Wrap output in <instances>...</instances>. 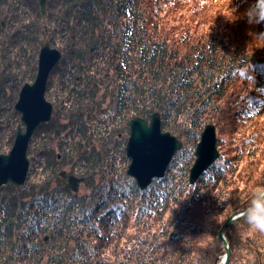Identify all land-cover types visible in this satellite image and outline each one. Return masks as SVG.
Listing matches in <instances>:
<instances>
[{
  "label": "trees",
  "instance_id": "trees-1",
  "mask_svg": "<svg viewBox=\"0 0 264 264\" xmlns=\"http://www.w3.org/2000/svg\"><path fill=\"white\" fill-rule=\"evenodd\" d=\"M261 10L264 0H47L42 16L37 0H0L20 70L32 63L22 44L35 53L45 33L61 52L39 135L57 139L67 176L91 188L48 189L42 163L36 189L27 178L1 201L16 216L0 234V264H218L220 228L264 187V23L249 22ZM154 112L181 149L141 189L126 174V124ZM208 124L218 158L190 184ZM224 236L227 264H264V235L244 218Z\"/></svg>",
  "mask_w": 264,
  "mask_h": 264
},
{
  "label": "water",
  "instance_id": "water-1",
  "mask_svg": "<svg viewBox=\"0 0 264 264\" xmlns=\"http://www.w3.org/2000/svg\"><path fill=\"white\" fill-rule=\"evenodd\" d=\"M42 16L46 15L47 0H37ZM61 52L50 47L47 39H42L39 53L37 73L32 84H25L19 93L16 108L21 113V124L25 130L17 133L13 147L5 160H0V187L11 183L18 187L26 180L29 161L27 147L33 130L41 123L50 120L52 105L45 100L44 90L47 77L52 68L60 60ZM129 136L125 145V155L129 159L126 174L132 177L141 189H145L154 179L165 175L166 169L175 154L181 149V141L167 131H162L160 116L154 112L147 123L140 117L131 118L127 122ZM194 163L189 170V183L197 178L218 158L216 134L213 125H205L200 139L194 149ZM80 179L68 176L70 189L76 190ZM250 207V206H249ZM244 211L230 216L218 232L223 245L224 254L218 264H227L230 257L229 243L225 239L228 225L245 217Z\"/></svg>",
  "mask_w": 264,
  "mask_h": 264
},
{
  "label": "flooded vegetation",
  "instance_id": "flooded-vegetation-1",
  "mask_svg": "<svg viewBox=\"0 0 264 264\" xmlns=\"http://www.w3.org/2000/svg\"><path fill=\"white\" fill-rule=\"evenodd\" d=\"M0 24V160L2 161L6 159V156L11 151L18 131L20 130L21 132H24L25 130L24 125L21 124V113L16 108V103L19 99L21 88L25 84H32L35 80L41 40L39 41V45L35 53V49L33 47H27L25 43L22 44V49L25 52V54H23V59L29 58L31 59L32 63L30 69L20 70L19 58L21 55L19 52V45L16 41L9 39V35L10 33L12 34L13 30L10 29L12 25H4L3 21H0ZM56 66L57 64L49 72L44 90V98L50 104L51 102L46 97V91L48 90L50 77L56 71ZM51 119L52 115L49 121L39 124L33 130L28 142L27 158L29 161V166L26 180L27 178H29V180H32L31 182L34 189H36V185L40 183V178L44 177V175L40 174L42 170V163H44V165L47 166L46 169H48H45L49 181H47L48 189L52 186L55 187L58 182H60L63 186L68 185L66 168L65 171H62L63 168L66 167V164L65 162H62L61 155L58 152L55 153L56 160L54 161L49 158V154L51 151H57L55 149V147L58 146L57 139H54L53 141L45 139L43 142L44 144L41 143V135H39V131H42L46 127L47 123L51 121ZM39 140L40 143L38 144ZM41 144L44 145V148L46 150V152L43 154L39 147ZM53 145L54 147H52ZM36 147H38L39 149H37ZM58 161H60V164L58 163ZM57 164H59V166L63 168L60 171H58L60 168H54L53 176H51V171L49 168L52 165L54 167ZM59 177L60 180L58 181ZM17 188L18 186L13 185L10 182L0 187V234H3L2 229L8 226L7 222L12 221L16 216L14 214L4 212L5 209L3 203L1 202L3 199V195L6 192L7 194L10 193V191H14ZM5 234H8L7 231ZM7 237H9L10 243L14 244L18 243L20 236L17 232L11 231L9 232ZM43 240L47 241L48 237H43ZM44 261V259L41 260V262Z\"/></svg>",
  "mask_w": 264,
  "mask_h": 264
},
{
  "label": "clouds",
  "instance_id": "clouds-1",
  "mask_svg": "<svg viewBox=\"0 0 264 264\" xmlns=\"http://www.w3.org/2000/svg\"><path fill=\"white\" fill-rule=\"evenodd\" d=\"M250 23H264V10L249 15ZM249 229L264 235V187L256 189L244 217Z\"/></svg>",
  "mask_w": 264,
  "mask_h": 264
},
{
  "label": "rangeland",
  "instance_id": "rangeland-1",
  "mask_svg": "<svg viewBox=\"0 0 264 264\" xmlns=\"http://www.w3.org/2000/svg\"><path fill=\"white\" fill-rule=\"evenodd\" d=\"M47 29H46V27H44V31H46ZM47 39L48 40V38H47V36H46V33H45V36H43L42 38H41V41H42V39ZM126 126H127V124H126ZM127 128H128V126H127ZM128 130H129V128H128ZM64 135H66L65 133H61V136H64ZM173 135V134H172ZM128 136H129V134H128ZM128 136H127V139H128ZM173 136H175V135H173ZM175 137H177V136H175ZM178 138V137H177ZM179 139V138H178ZM180 140V139H179ZM127 141V140H126ZM125 145H126V143H125ZM52 147H54V145L52 146ZM55 149L57 150V147H55ZM58 151H56V152H54V154L55 153H57ZM124 152H125V146H124ZM59 153V152H58ZM126 156V155H125ZM127 158V157H126ZM194 159H195V156H194ZM129 160V159H128ZM193 163H194V160H193V162H192V164H191V166H190V168L192 167V165H193ZM128 164H129V162H128ZM128 166V165H127ZM63 167H61L58 171H60L61 169H62ZM65 168H66V171H69L68 170V167L66 166V167H64L63 168V170L62 171H65ZM190 168H189V170H190ZM166 173V172H165ZM72 176V175H71ZM74 177V176H73ZM76 179L78 178V177H75ZM81 181H82V179L78 182V184H77V186H76V190L74 191V190H72L74 193H77L79 196H84V195H88L89 193H90V191H91V188H87L83 183H81ZM25 183V182H24ZM67 183H68V176H67ZM95 183H98V180L97 179H95ZM95 183H94V185H95ZM24 185V184H23ZM22 185V186H23ZM21 187V186H20ZM10 192H15V191H10ZM9 195H10V193H8L7 194V192L6 193H4V195H3V198L6 200V199H8V198H10L9 197ZM13 199H14V195H13ZM223 256V255H222ZM221 256V257H222ZM45 260V259H44ZM45 262V261H44Z\"/></svg>",
  "mask_w": 264,
  "mask_h": 264
},
{
  "label": "bare ground",
  "instance_id": "bare-ground-1",
  "mask_svg": "<svg viewBox=\"0 0 264 264\" xmlns=\"http://www.w3.org/2000/svg\"><path fill=\"white\" fill-rule=\"evenodd\" d=\"M46 4H47V3H46ZM148 122H149V121H148ZM148 122H147V123H148ZM168 166H169V165H168ZM167 168H168V167H167ZM166 170H167V169H166Z\"/></svg>",
  "mask_w": 264,
  "mask_h": 264
}]
</instances>
